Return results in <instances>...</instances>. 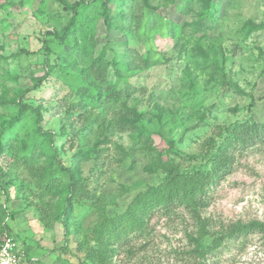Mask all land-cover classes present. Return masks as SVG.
Wrapping results in <instances>:
<instances>
[{
  "label": "rangeland",
  "instance_id": "rangeland-1",
  "mask_svg": "<svg viewBox=\"0 0 264 264\" xmlns=\"http://www.w3.org/2000/svg\"><path fill=\"white\" fill-rule=\"evenodd\" d=\"M127 1L125 19L115 15L118 4L111 5L110 29L98 20L94 56L103 51L118 61V75L109 67L107 78L120 89L130 87L125 102L142 113L151 136L108 126L111 111H69L67 98L61 100L66 89L54 91L52 82L28 93L26 101L40 106L44 129L53 133L62 162L74 168L79 159L73 174L79 189L68 229L59 222L46 227L33 205L36 178L49 165L46 155L17 165L0 158V203L8 209L11 235L26 252L24 264H79L94 246L91 232L100 210L110 216L123 212L138 192L164 178L162 169L147 170L152 160L169 161L179 170L203 166L209 140L219 141L224 127L264 122V0H214L212 23L201 32L193 27L203 14L201 0H148L150 9L141 0ZM69 15L55 0H0V54L12 55L5 63V85L25 88L44 74V33L59 30ZM247 21L257 29L244 36ZM10 109L0 107V113ZM234 152L231 171L200 213L214 226L206 229L202 246L221 225L264 222V145ZM192 224L183 210L170 217L154 215L148 249L126 264H264V232L259 231L225 243L206 260H192L186 253L192 247L187 234L197 229ZM125 256L113 254L112 261Z\"/></svg>",
  "mask_w": 264,
  "mask_h": 264
},
{
  "label": "trees",
  "instance_id": "trees-1",
  "mask_svg": "<svg viewBox=\"0 0 264 264\" xmlns=\"http://www.w3.org/2000/svg\"><path fill=\"white\" fill-rule=\"evenodd\" d=\"M55 1L70 15L59 30L51 29L44 33L41 46L44 64L42 76L33 77L30 86L11 89L5 85L4 80L9 73L5 63L12 55L0 54V107H13L6 113H0V158H6L7 165H17L30 162L37 155H46L49 165L36 178L38 190L34 196L37 203L33 205L39 210V219L44 226L50 227L54 222H59L68 229L77 198L76 191L79 189L73 175L79 159L75 161L74 168L62 162L59 148L52 141L53 133L44 129L40 106L26 101L28 93L52 82L54 91L61 87L66 89L61 100L67 98L65 102L69 111L80 114L111 111L113 119L108 126L118 131L135 130L139 137L145 139L150 138L151 131L142 113L136 108H130L125 102L131 93L130 87L120 89L107 78L109 67L118 75V61L115 58L107 59L103 51L94 56L98 20L101 19L110 29L114 20L111 5L118 4L115 15H119L121 20L127 16L124 8L128 1ZM201 1L203 14L193 24L196 32L211 25V12L215 6L214 0ZM141 2L145 9L152 7L148 0ZM255 29L257 26L247 21L243 27L244 36ZM20 52L35 53L24 49ZM218 136L219 141L213 138L209 140L212 145L205 152L207 158L203 166L179 170L178 166L169 161L152 160L147 170L152 172L156 168L162 169L164 178L158 184L138 192L123 212L110 216L100 210L91 232L94 246L86 250L79 264H126L138 252L148 249L151 240L147 239L150 219L156 214L170 217L179 210L188 212L193 218L192 225L196 224L197 227L187 234L192 247L186 253L190 254L192 260L197 257L206 260L207 256L218 252L222 245L246 237L254 231L264 232V222H231L216 228L211 242L202 246L203 234L207 233L206 229L214 226L208 217L203 218L200 213L210 205L213 190L221 177L231 171L234 151L254 143L264 145V122H236L224 127ZM63 175H70L68 181H62ZM8 197L6 192V201ZM7 216L6 205L0 203V246L5 238L12 236V228L6 222ZM139 239L143 241L137 245ZM21 250L24 251L23 248ZM123 252L125 257L112 261L113 254L120 255Z\"/></svg>",
  "mask_w": 264,
  "mask_h": 264
},
{
  "label": "built area",
  "instance_id": "built-area-1",
  "mask_svg": "<svg viewBox=\"0 0 264 264\" xmlns=\"http://www.w3.org/2000/svg\"><path fill=\"white\" fill-rule=\"evenodd\" d=\"M25 255L12 236L5 238L0 246V264H24Z\"/></svg>",
  "mask_w": 264,
  "mask_h": 264
}]
</instances>
